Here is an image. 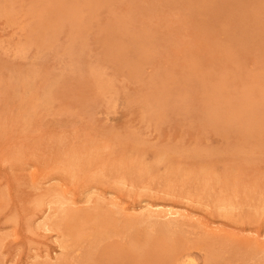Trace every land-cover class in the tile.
Masks as SVG:
<instances>
[{
	"label": "rangeland",
	"instance_id": "1",
	"mask_svg": "<svg viewBox=\"0 0 264 264\" xmlns=\"http://www.w3.org/2000/svg\"><path fill=\"white\" fill-rule=\"evenodd\" d=\"M0 264H264V0H0Z\"/></svg>",
	"mask_w": 264,
	"mask_h": 264
},
{
	"label": "bare ground",
	"instance_id": "2",
	"mask_svg": "<svg viewBox=\"0 0 264 264\" xmlns=\"http://www.w3.org/2000/svg\"><path fill=\"white\" fill-rule=\"evenodd\" d=\"M260 138V137H259ZM151 204V203H150ZM159 206H161V205H159ZM151 207H153V206H151ZM46 208V207H45ZM154 208V207H153ZM156 208H157V206H156ZM155 208V209H156ZM167 209H168V207H167ZM151 210V209H150ZM163 212V211H162ZM166 214H165V216H172V217H176V216H178L179 214V212L178 211H175L174 209L172 210V209H168L166 212H165ZM163 214H164V212H163ZM92 215V214H91ZM86 218V217H85ZM138 221V220H137ZM59 223V222H58ZM60 224V223H59ZM171 225H173L172 223H170V225L169 226H171ZM185 251V250H184ZM181 255V254H180ZM189 255H191V252H190V254ZM189 255L187 256L186 254L184 255V258H186L187 259V257H189ZM178 258H179V256H178ZM181 258V257H180ZM182 260V259H181ZM191 260V259H190ZM191 263H194V261H192Z\"/></svg>",
	"mask_w": 264,
	"mask_h": 264
}]
</instances>
